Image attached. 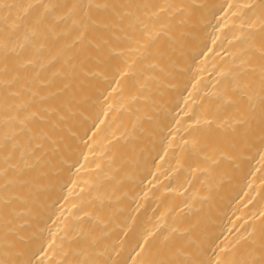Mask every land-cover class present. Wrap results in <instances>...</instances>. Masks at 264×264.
<instances>
[{
	"label": "bare ground",
	"instance_id": "1",
	"mask_svg": "<svg viewBox=\"0 0 264 264\" xmlns=\"http://www.w3.org/2000/svg\"><path fill=\"white\" fill-rule=\"evenodd\" d=\"M0 264H264V0H0Z\"/></svg>",
	"mask_w": 264,
	"mask_h": 264
}]
</instances>
